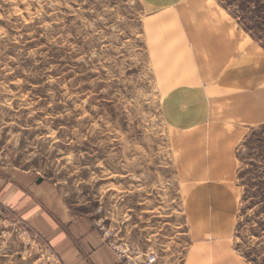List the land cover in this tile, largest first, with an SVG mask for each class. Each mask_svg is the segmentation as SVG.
Here are the masks:
<instances>
[{
	"label": "rangeland",
	"instance_id": "374dc122",
	"mask_svg": "<svg viewBox=\"0 0 264 264\" xmlns=\"http://www.w3.org/2000/svg\"><path fill=\"white\" fill-rule=\"evenodd\" d=\"M212 3L264 51V0ZM172 5L0 0V176L50 185L125 264L120 253L131 264L181 263L199 240L264 264V122L245 118L236 93L210 101L205 125L175 110L185 101L173 92L186 96L182 109H199L205 102L193 104L184 87L212 80L177 78L183 58ZM222 133L236 140L212 143ZM3 207L0 264H48L50 254L61 264L43 236Z\"/></svg>",
	"mask_w": 264,
	"mask_h": 264
},
{
	"label": "crops",
	"instance_id": "0c3cea01",
	"mask_svg": "<svg viewBox=\"0 0 264 264\" xmlns=\"http://www.w3.org/2000/svg\"><path fill=\"white\" fill-rule=\"evenodd\" d=\"M163 1L164 4L169 2V0ZM171 1L173 9L167 12L171 13V22L177 25V35H179L177 41L181 43L183 58L182 65L179 63L182 70L179 69L177 78H181L183 82L209 78L212 80L204 85L206 89L200 84L187 87V90L191 92L190 97H193H191L193 104L205 102L204 106L199 105V109H182L181 105L186 102V96L173 92L185 101L182 104L178 103L179 101L173 102L175 110L179 108L190 113L187 119L192 125H205L203 123L206 122L205 119H208L207 123L210 122V101L220 99L224 94L236 93L234 105L243 106L245 118H251L253 125L263 123V49L239 33L232 24L229 26L224 21L225 17L221 15L219 7L213 4L212 0ZM176 16L180 24L175 20ZM167 17H170L169 13ZM181 25L183 27H180ZM182 29H185L188 46L189 42L193 44V47L191 43L189 46L193 50L188 51L184 41L181 42L180 36L184 35ZM168 69L172 76L175 75L173 66ZM198 86L201 89H197ZM180 88L177 90H184ZM202 89L203 94L198 98L196 94L201 93ZM212 103L213 114L221 117L225 110L222 101L217 100ZM173 114L175 117L172 121L176 123L179 121L178 126H180L181 116L177 113ZM194 115L195 118L192 119ZM218 135L212 143L221 144V142L236 140L223 133ZM218 154L221 153L218 152ZM223 156H225L224 161L228 162L227 155L224 153ZM0 201L49 242L59 256L61 264H125L107 244L105 237L91 219L88 216L73 213L50 185L36 183L35 178L32 179L28 175L16 180L0 176ZM215 248L212 249L206 241H196L190 244L182 262L176 264H246L227 247Z\"/></svg>",
	"mask_w": 264,
	"mask_h": 264
},
{
	"label": "built area",
	"instance_id": "2783aa9c",
	"mask_svg": "<svg viewBox=\"0 0 264 264\" xmlns=\"http://www.w3.org/2000/svg\"><path fill=\"white\" fill-rule=\"evenodd\" d=\"M4 208L5 207H3V205L2 204H0V224H2V223H4V220H2V214H3V210H4ZM48 247V246H47ZM47 254H48V251H47ZM54 254V253H53ZM51 255V254H50ZM47 255L46 256V262L48 263V264H53V259H52V257L56 260V256L54 257L53 255ZM55 255V254H54ZM120 255L121 256H123L124 257V259L126 260V264H131V260L128 258V257H126V254L124 253V254H121L120 253ZM148 263L147 264H152L154 261H155V259H154V257H152V258H150V259H148Z\"/></svg>",
	"mask_w": 264,
	"mask_h": 264
},
{
	"label": "bare ground",
	"instance_id": "6f19581e",
	"mask_svg": "<svg viewBox=\"0 0 264 264\" xmlns=\"http://www.w3.org/2000/svg\"><path fill=\"white\" fill-rule=\"evenodd\" d=\"M162 59V58H161ZM163 62V61H162ZM161 62V63H162ZM179 79H181V78H179ZM181 81V80H180ZM205 82V81H204ZM179 83H181V82H179ZM180 85H183V84H180ZM187 88V87H186ZM218 89V88H217ZM174 91V90H173ZM179 91V90H178ZM181 91V90H180ZM220 91H221V89H220ZM220 93V95H221V92H219ZM197 108V107H196ZM201 109V108H200ZM169 111V110H168ZM202 111V110H201ZM171 116H173V115H171ZM170 117V116H169ZM172 118V117H171ZM173 119V118H172ZM183 129V128H182ZM197 143H198V141H197ZM215 143V142H214ZM219 144V143H218ZM217 147H221V146H217ZM224 150H221V149H219V153H222ZM222 157V156H221ZM220 157V165L222 166V164H227L228 162H225L224 160H225V156H223L222 158ZM217 159H219L218 158V156H217ZM194 200V199H193ZM214 201V200H213Z\"/></svg>",
	"mask_w": 264,
	"mask_h": 264
}]
</instances>
